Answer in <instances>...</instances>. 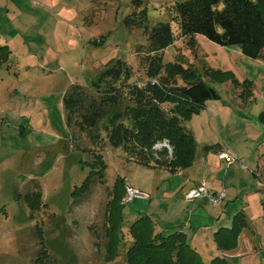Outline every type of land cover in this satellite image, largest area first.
Here are the masks:
<instances>
[{"label": "rangeland", "instance_id": "1", "mask_svg": "<svg viewBox=\"0 0 264 264\" xmlns=\"http://www.w3.org/2000/svg\"><path fill=\"white\" fill-rule=\"evenodd\" d=\"M176 1L0 0V46L10 52L0 62V264H127L129 227L142 215L165 234L177 228L169 226H182L190 231L189 239H195L200 226L197 240L206 253L214 252L213 229L229 224L237 212L247 225L235 247L220 256L229 264H264V185L253 175L264 152V126L258 121L264 111V65L242 55L238 46H220L199 34L181 37L171 22ZM221 7L220 2L216 8ZM141 10H146L149 28L171 23L176 38L160 52L163 63L192 68L219 96L185 122L196 142V159L177 174L129 163L120 148L105 139L92 146L76 131L75 146L65 125L62 97L67 88L78 83L91 91V82L110 62L126 61L131 80H146L139 61L152 54L147 35L123 24L127 15ZM210 71L229 73L241 85L251 81L249 96H242L248 92L243 85L235 87L231 79ZM214 144L228 147L236 160L228 164L219 153H206L205 146ZM162 147L169 153L166 143L154 148ZM99 159L106 165L103 176L93 178L86 194L74 197L89 165ZM210 175L224 191L216 207L184 198L179 182ZM117 178L144 197L126 204L122 198L123 220L110 257L105 205ZM37 192L42 205L31 211L26 196ZM208 253L205 264L211 260Z\"/></svg>", "mask_w": 264, "mask_h": 264}, {"label": "trees", "instance_id": "2", "mask_svg": "<svg viewBox=\"0 0 264 264\" xmlns=\"http://www.w3.org/2000/svg\"><path fill=\"white\" fill-rule=\"evenodd\" d=\"M220 2L222 7L217 9ZM170 10L171 22L177 24L181 37L192 38L199 34L220 46H238L245 57L264 63V0H179ZM146 22V10L134 11L123 20L126 28H139L147 35L152 54L139 61L146 80L143 83L131 80L132 68L126 61L110 62L91 82V91L78 83L67 88L62 97L65 125L72 131L75 146L74 131L83 134L92 146H99L105 139L110 146L120 148L129 163L176 174L190 168L196 159V142L185 122L204 108L207 100L219 96L192 68L163 63L160 52L176 38L171 23L159 22L149 28ZM9 53L8 46H0L1 63L7 61ZM162 71L165 76L160 75ZM208 73L231 79L235 87L243 85L248 92L242 96H249L251 81L245 80L241 85L229 73ZM176 79L182 84L178 85ZM258 121L264 126V111L259 113ZM161 143L167 144L169 153L166 147L159 151L154 148ZM209 148L212 147H205V150ZM259 156L260 173L264 178V152ZM89 167L81 185L74 188V197L86 194L93 178L103 176L106 165L99 159ZM124 195L123 179L117 178L105 205L108 241L105 248L110 257L114 254L123 220ZM26 201L31 211L42 205L39 192L28 194ZM262 207L264 212V201ZM245 225L244 214L237 212L230 228H219L214 233L217 248L221 251L234 248ZM129 235L132 242L126 251L127 264H205L180 228L167 234L155 231L147 215L133 222ZM40 254L42 258L45 256ZM209 264L229 263L224 256H216Z\"/></svg>", "mask_w": 264, "mask_h": 264}, {"label": "crops", "instance_id": "3", "mask_svg": "<svg viewBox=\"0 0 264 264\" xmlns=\"http://www.w3.org/2000/svg\"><path fill=\"white\" fill-rule=\"evenodd\" d=\"M260 62V61H259ZM261 64H263L264 65V63L263 62H260ZM205 147H212V148H209V149H206V153L207 152H209V151H213L214 153H220V152H225V153H227L228 155L230 154V152H229V148L227 147V146H225V147H227V148H223L221 145H219V144H214V145H208V146H205ZM260 155V154H259ZM231 166V165H230ZM260 166H261V159H260V156H259V159H258V161H257V165H256V169L254 170V173H253V175H254V177L255 176H257L258 175V184H260V183H262V185H264V178L262 177V174L260 173L261 171H260ZM186 170V169H185ZM182 171H184V170H182ZM182 171H180V172H182ZM177 173H179V172H177ZM176 173V174H177ZM256 178V177H255ZM204 183V185L209 189V190H212V191H214V192H219L220 191V189H218V187L216 186V183L213 181V179H212V176L210 175V176H208V178H201L200 180H199V178L198 179H196V180H191L190 178H186V179H184V181L183 182H179L178 183V187H179V190L181 189V191H184V195L189 191V190H191V189H193V188H196L197 186H199L201 183ZM260 182V183H259ZM213 184V185H212ZM223 190H225L226 191V189L225 188H223ZM207 201V199H198V200H194L192 203H199V202H202L203 204L205 203V201ZM208 202V201H207ZM209 203V202H208ZM211 206V205H210ZM212 207V206H211ZM216 207V206H215ZM261 207H262V203H261ZM212 208H214V207H212ZM194 211H195V209H194ZM262 211H263V207H262ZM148 216V215H147ZM234 216V215H233ZM233 216H232V218H233ZM232 218L228 221V223L229 224H227V223H225L224 224V226H221V227H219V228H230V226H231V223H232ZM151 219V218H150ZM179 225H181V224H179ZM169 227H171L170 229H172V228H174V227H177L178 228V225L176 224V226H169ZM168 228V227H167ZM189 229H192V226L191 225H189ZM197 232H196V237L198 238V235H199V233L200 232H202V231H200L201 229H200V226H198L197 228ZM200 229V230H199ZM180 230L186 235V239H187V241H188V243L191 245V247L192 248H194L195 250H196V252L201 256V258L203 259L204 258V255L206 254L207 255V253L205 252V250H203V245H202V241L201 240H197V238L195 237V239H193L194 237H193V233H192V239H189L188 238V235H189V232L186 230H184L183 229V227L181 226V228H180ZM218 230V228L217 227H215L214 229H213V235H214V233L216 232ZM158 231H163V230H158ZM164 232V231H163ZM216 249H217V251H214V252H209L208 253V255H211L212 254V256H211V258L210 259H212V258H214V257H216V256H220V252H221V254L223 253L221 250H219L217 247H216ZM223 255V254H222Z\"/></svg>", "mask_w": 264, "mask_h": 264}, {"label": "built area", "instance_id": "4", "mask_svg": "<svg viewBox=\"0 0 264 264\" xmlns=\"http://www.w3.org/2000/svg\"><path fill=\"white\" fill-rule=\"evenodd\" d=\"M218 158L220 160H225L228 164H230L231 162H234V160H236V156H229L227 153L225 152H220L218 154ZM134 197H144L143 194H141L140 192L131 189L130 187L126 186L125 187V197L123 199V203H129L130 201L133 200ZM184 198L188 201H194V200H198V199H207V201L209 202V204L212 207H215L217 204H219V202L224 198V191L222 192H214L212 190H209L204 183L202 182L199 186H197L196 188H193L191 190H189Z\"/></svg>", "mask_w": 264, "mask_h": 264}]
</instances>
